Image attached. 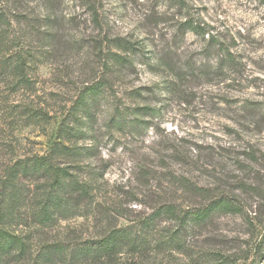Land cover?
<instances>
[{"label":"rangeland","instance_id":"rangeland-1","mask_svg":"<svg viewBox=\"0 0 264 264\" xmlns=\"http://www.w3.org/2000/svg\"><path fill=\"white\" fill-rule=\"evenodd\" d=\"M0 12L16 48L29 47L32 79L30 88L0 81V183L57 144L55 162L93 186L77 214L51 226L17 218L34 256L66 236L138 225L166 201L226 196L242 212L217 214L191 241L194 258L166 260L197 264L202 251L219 250L264 264V0H0ZM98 82L108 86L75 118L80 93ZM116 106L135 110L132 132L109 130ZM181 178L205 197L184 199ZM29 180L20 187L26 213L37 186ZM157 223L175 228L167 217Z\"/></svg>","mask_w":264,"mask_h":264},{"label":"trees","instance_id":"trees-1","mask_svg":"<svg viewBox=\"0 0 264 264\" xmlns=\"http://www.w3.org/2000/svg\"><path fill=\"white\" fill-rule=\"evenodd\" d=\"M5 23V14L0 12V81L11 80L10 85L14 88H30L32 79L28 72L27 56L31 52L27 45L16 48L15 40L7 34ZM118 61L123 64L126 60L121 57ZM106 86L104 82H98L86 87L76 100L72 115L78 119L81 111L90 110L91 103L96 101L100 90ZM114 113L109 130L116 128L132 132L135 119L128 118V115H133L135 110L116 106ZM62 150L55 144L51 153L35 156L32 163L27 160L17 162L1 181L0 264H9L16 258L23 264H171L165 254L195 257L191 241H195L198 233L214 223L217 214L242 212L241 204L226 196L198 206L192 202L185 205L166 201L153 207L152 213L138 225L118 226L110 223L106 230L83 240L66 236L53 244H43L41 251L34 256L31 253L32 232L20 230L16 225L17 218L22 219L26 214L34 219V223L51 226L61 218L77 214L93 196V186L73 173V165L55 162L54 155ZM65 151L72 156L80 150L77 146H65ZM146 169L143 170L146 173L151 171ZM24 178H30L31 184L37 185L35 201L26 202L31 207L29 214L26 210L22 211L25 200L20 187ZM180 184L184 199L195 201L196 197H205L206 190L192 185L189 179L181 178ZM164 217L173 221L174 229L161 230L157 227V221ZM199 255L197 264H237L231 255L219 250H204ZM256 256L264 258V236L256 248Z\"/></svg>","mask_w":264,"mask_h":264}]
</instances>
